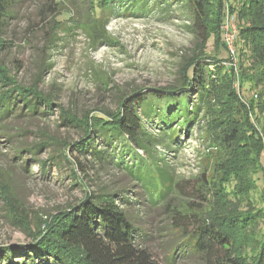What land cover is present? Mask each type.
I'll list each match as a JSON object with an SVG mask.
<instances>
[{"label": "rangeland", "instance_id": "374dc122", "mask_svg": "<svg viewBox=\"0 0 264 264\" xmlns=\"http://www.w3.org/2000/svg\"><path fill=\"white\" fill-rule=\"evenodd\" d=\"M0 1H12L13 5L12 15L4 17L0 31V65L19 84L53 97L50 108L38 106V111L46 114L10 115L0 123V249L13 248L12 257L20 264L22 256L15 254L16 248L30 250L50 218L54 221L87 194L109 190L123 193L124 207L147 227L152 222L157 231L155 251L163 257L168 240L167 208H148L139 198V183L110 164L109 158L96 162L88 152L80 155L76 150L69 151L67 145L81 143L83 137V129L69 120L114 112L123 98L151 90L177 93L155 104L165 112L178 106L190 107L199 98L183 70L187 63L200 58L199 71L206 80L198 89L202 94L200 108L188 125L177 126L178 142H168L165 147L158 144L153 149L158 163L169 166L175 182L158 206L169 204L183 212L196 211L205 221L227 231L231 256L237 264H247L238 257L239 234L236 224L229 220L221 182L256 153L259 142L264 144L255 115L262 99L261 87L252 82L241 86L237 52L233 56L227 48L213 44L216 29L210 28L214 21L211 0H199L203 21L211 31L206 40L192 32L187 15L197 7L194 3L198 0H146L143 6L141 2L121 6L107 0ZM55 1L56 12L42 18L40 7ZM224 11L229 12L226 4ZM233 14L238 30L239 21L236 12ZM226 66H231L235 74L231 85L234 92H229L221 77ZM4 83L0 81V92L9 89ZM187 89L188 95L181 93ZM58 104L68 123L62 119ZM143 122L147 131H157V124L148 117ZM93 144L110 156L118 152L117 140L103 142L96 138ZM134 150L145 158L140 149ZM262 170L253 177L254 197L260 207L261 193L264 196ZM194 185L205 200L193 197ZM199 202L203 206L200 211L195 205ZM14 213L22 215L23 224L14 220ZM7 257L8 253H0V264H10ZM173 264L197 263L177 257Z\"/></svg>", "mask_w": 264, "mask_h": 264}, {"label": "trees", "instance_id": "16d2710c", "mask_svg": "<svg viewBox=\"0 0 264 264\" xmlns=\"http://www.w3.org/2000/svg\"><path fill=\"white\" fill-rule=\"evenodd\" d=\"M115 1L122 3L121 6L138 5L139 2L143 6L146 0H107L109 4ZM233 1L234 3L230 0L209 2L210 6H213L210 10L215 21L210 23V28L216 29L213 44L216 47L226 48L220 27L226 14L224 11L226 4L229 7L228 13L234 15L233 13L236 12L239 21L234 43L240 72L238 81L241 86L252 82V85L261 87L259 96L262 99L256 105L255 115L264 139V21H262L264 0ZM11 3L12 1H0V31L4 26V17L12 15ZM57 4L55 1L53 5L50 3L47 6L43 5L38 12L42 18L54 14ZM194 5L197 7L194 6V10H189L187 14L191 22L190 29L206 40L211 31L209 24L203 21L205 14L201 1L198 0ZM258 16L261 17L260 21L257 19ZM2 41L1 39L0 46H3ZM199 59L187 63L183 74L188 80V85L197 88L195 95L200 102L202 94L198 89L206 83V80L200 74ZM221 77L229 92H234L231 86L235 80L233 68L224 67ZM3 80L9 89L0 92V123L10 115L27 116L36 112L46 114V111H38L39 105L44 109L51 107L52 95L42 96L35 87L19 84L0 65V81ZM181 93L188 95L189 90ZM168 94L177 93H166L162 90H151L146 94L134 93L130 97L123 98L114 112L86 116L84 120H69L71 124L83 129V137L81 143L74 142L72 145H67L69 151L76 150L80 155L88 152L96 162L109 158L110 164L139 183V198L146 202L148 208L152 210L167 208L169 226L165 236H168V240L163 247V257L159 258L155 251L157 246L154 241L157 238V231H154L152 222L149 221L147 227L140 218L129 213L124 207L126 200L120 191L113 193L109 190H101L96 194H87L77 205L64 210L54 221L50 218V222L45 225V232L40 233V238L30 250L17 247L15 254L22 256L20 264H173L177 257L190 259L197 264H237L231 256V236L227 231L205 221L196 211L183 212L175 206L168 207L169 204L158 206V202L173 189L175 182L169 166L158 163L153 149L158 144L165 147L168 146V142H178L177 126L188 125L200 108L197 102L190 107L187 105L185 109L178 106L174 111L169 109L165 112L155 104L167 98ZM17 103H21V106ZM57 108L64 122L68 123L61 105L58 104ZM17 109L19 113L16 112ZM146 117L157 124V131L153 133L147 131L143 122V118ZM174 122L175 126H172ZM96 138H101L103 142L117 140L119 145L116 155L110 156L106 151L96 149L93 144ZM40 147V145L36 146V149ZM135 147L145 154V158L135 152ZM263 147L264 144L259 142L256 153L236 167L221 182L229 220L236 224L239 234L238 257L247 260V264H264V196L261 193L263 205L260 207L254 197L256 183L253 178L264 168V157L261 158ZM88 148H91V151ZM65 156L64 159L68 161L67 155ZM192 190L193 197L205 200L198 187L194 185ZM201 203H195L199 211L203 208ZM14 214V220L23 224L22 215ZM37 231L39 233L40 228ZM158 232L160 233V230ZM2 252L8 253L7 262L16 264L12 257L13 248L5 247L0 249V253ZM24 252H28V255Z\"/></svg>", "mask_w": 264, "mask_h": 264}, {"label": "built area", "instance_id": "2783aa9c", "mask_svg": "<svg viewBox=\"0 0 264 264\" xmlns=\"http://www.w3.org/2000/svg\"><path fill=\"white\" fill-rule=\"evenodd\" d=\"M235 16L231 15L226 11V14L224 16L223 22L221 24V30L223 35V41L225 43V46L227 50L232 54L235 55V38L237 34V28L235 26Z\"/></svg>", "mask_w": 264, "mask_h": 264}]
</instances>
